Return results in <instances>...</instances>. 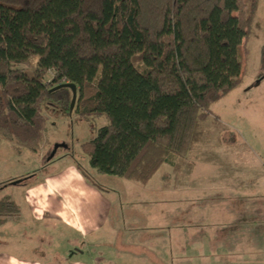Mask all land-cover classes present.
<instances>
[{"label":"trees","instance_id":"16d2710c","mask_svg":"<svg viewBox=\"0 0 264 264\" xmlns=\"http://www.w3.org/2000/svg\"><path fill=\"white\" fill-rule=\"evenodd\" d=\"M245 1L0 0V139L38 153L44 104L103 117L80 145L88 167L147 185L170 156L189 155L208 125L222 129L210 106L241 83L254 14ZM34 56L28 74L21 66ZM62 83L77 88L71 113L70 89L50 91ZM5 209L18 210L0 206V225L14 220Z\"/></svg>","mask_w":264,"mask_h":264},{"label":"rangeland","instance_id":"374dc122","mask_svg":"<svg viewBox=\"0 0 264 264\" xmlns=\"http://www.w3.org/2000/svg\"><path fill=\"white\" fill-rule=\"evenodd\" d=\"M245 2L248 12L254 10V14L247 36L248 55L246 58L242 57L244 73L241 83L210 106L223 125L222 129L218 131L208 125L205 135L192 152L182 159L170 156L148 185L142 186L131 180L95 174L88 167L86 157L80 152V145L92 140L98 129L106 124L103 117L81 119L75 113L67 114L53 105L44 104L42 114L46 120V132L45 144L41 148L42 158L39 152L16 149L13 142L0 139V206L15 204L16 210L19 209L24 216L21 219L14 217L15 209H5L3 214L14 220L0 225V256L9 254L43 264L58 262V259L59 262L69 260L71 255L83 259L75 250L76 233L51 214H46L42 221H36L27 214L29 209L24 202L28 187L41 184L44 177L56 173L65 162L71 165L77 163L101 188L100 191L112 200L123 197L129 203L137 200L144 203L155 199V202H151L153 211L175 208L180 212L182 208H199L194 205L195 202L187 205L186 198H191V193L189 197H185L186 181L194 189L199 187V182L202 183L200 194H210L213 195L210 198H216L213 204L215 206L203 208L206 210L223 211L228 201H219V195L220 198L228 199L236 194L264 193V0H258L255 9H251L255 0ZM36 63L37 57L34 56L28 67H21L31 74ZM57 144L66 147H58L49 162L52 163L42 167L49 161ZM62 155L65 156L64 161L58 159ZM170 163L179 164L180 171L173 172ZM174 176L182 180L176 183L177 188L169 183L168 187L173 185L176 196L169 190H161L162 184L172 182ZM246 179H251L254 183H249L251 180ZM244 181L249 184L239 188ZM247 187V190H243ZM248 203L260 204L256 201ZM255 214L259 217L261 213ZM31 228L33 229L30 230ZM5 233H11L14 238H6Z\"/></svg>","mask_w":264,"mask_h":264},{"label":"crops","instance_id":"0c3cea01","mask_svg":"<svg viewBox=\"0 0 264 264\" xmlns=\"http://www.w3.org/2000/svg\"><path fill=\"white\" fill-rule=\"evenodd\" d=\"M44 144H40V157ZM64 158L62 155L58 159ZM179 180L174 176L172 182L162 184L161 190L176 196L172 186L177 188ZM245 182L239 188L254 183ZM169 183H173L170 188ZM201 184L194 189L190 182L184 183L185 197L191 193L187 205L195 202L199 207L196 210L153 211L151 202L155 199L144 203H129L123 197L112 200L86 182L74 165L65 162L41 184L28 187L24 202L27 214L36 221L51 214L76 233L75 250L83 259L71 255L69 260L48 264H264V193L236 194L228 199L219 195V201H228L223 211L206 210L203 208L215 206L216 198L200 194ZM207 200L212 202L205 203ZM252 201L260 204L248 203ZM258 212L259 217L255 214ZM14 217L24 216L18 209ZM5 237L13 239L14 235L5 233ZM0 264L43 263L4 254Z\"/></svg>","mask_w":264,"mask_h":264},{"label":"water","instance_id":"95a60500","mask_svg":"<svg viewBox=\"0 0 264 264\" xmlns=\"http://www.w3.org/2000/svg\"><path fill=\"white\" fill-rule=\"evenodd\" d=\"M60 88H68L71 91V101H70V106H69V112L71 113V111L75 105L76 98H77V88H76L75 84H73V83H62V84H59L56 87L50 89V91H55V90L60 89ZM58 147H66V146L63 144H59V145L57 144L54 148V151L52 152V155L49 157V159H51L54 156V153L56 152Z\"/></svg>","mask_w":264,"mask_h":264}]
</instances>
